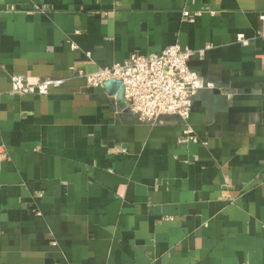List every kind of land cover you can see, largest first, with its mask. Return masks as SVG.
I'll list each match as a JSON object with an SVG mask.
<instances>
[{
    "label": "crops",
    "instance_id": "0c3cea01",
    "mask_svg": "<svg viewBox=\"0 0 264 264\" xmlns=\"http://www.w3.org/2000/svg\"><path fill=\"white\" fill-rule=\"evenodd\" d=\"M176 42L196 140L79 75ZM0 264H264V0H0Z\"/></svg>",
    "mask_w": 264,
    "mask_h": 264
},
{
    "label": "built area",
    "instance_id": "2783aa9c",
    "mask_svg": "<svg viewBox=\"0 0 264 264\" xmlns=\"http://www.w3.org/2000/svg\"><path fill=\"white\" fill-rule=\"evenodd\" d=\"M183 14L190 21H195V15L189 9H184ZM238 40L248 44V39L242 34L238 35ZM204 54L205 49L183 47L176 42L159 52H136L122 63L90 73L80 71L79 75L92 88H104L109 80L121 81L126 107L139 123L156 125L167 117L177 116L186 124L184 137L196 140L188 122L199 90V73L191 67L190 60ZM11 81L13 91L21 95H48L52 89L65 83L59 77L33 78L25 75H12Z\"/></svg>",
    "mask_w": 264,
    "mask_h": 264
},
{
    "label": "water",
    "instance_id": "95a60500",
    "mask_svg": "<svg viewBox=\"0 0 264 264\" xmlns=\"http://www.w3.org/2000/svg\"><path fill=\"white\" fill-rule=\"evenodd\" d=\"M105 88L110 95L117 96V100L122 107H126L124 101V87L119 80H109L105 83Z\"/></svg>",
    "mask_w": 264,
    "mask_h": 264
}]
</instances>
